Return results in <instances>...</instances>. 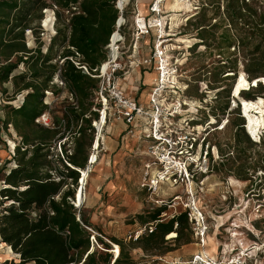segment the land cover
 Listing matches in <instances>:
<instances>
[{"label": "rangeland", "instance_id": "1", "mask_svg": "<svg viewBox=\"0 0 264 264\" xmlns=\"http://www.w3.org/2000/svg\"><path fill=\"white\" fill-rule=\"evenodd\" d=\"M43 1L47 8L33 12L31 29L25 32L26 45L33 51L32 54L38 49H41L42 55L50 54L52 63L59 68L64 62L59 31H67L69 35L67 26L72 15L55 0ZM160 1L157 5L159 14L150 12L157 0H129L123 10L118 7L119 0L112 1L118 10L115 32H119L123 40L114 53L110 44L106 47V62L118 57L120 69L115 74L114 85L128 99L135 100L149 114H153L152 108L148 107L157 79L155 70L158 62L154 54L159 42H163L162 48L168 56L166 72H169L165 79L167 89L161 94L166 101L163 111L170 113L169 105L178 107L175 110L179 113V116L175 115V129L182 134L191 133V137L196 139L192 159L188 161L190 180L176 186L164 182L155 191L143 188L145 165L150 162L148 149L147 152L145 147L132 151L122 144L126 124L118 119L119 109L114 108L111 102L106 112L107 121L99 136L100 111L105 109L101 91L103 87L107 88V83L98 71L93 77L98 80V89H92L94 94L88 101L93 105V118L90 113L86 118H91L94 136L90 148H86L88 159L85 168L89 167L93 146L99 137L101 148L97 151L98 160L91 168L81 206L76 205L81 171L77 186L67 179L64 190L75 191L74 200H69L77 210V221H87L91 225V228L85 227L91 234L92 252H108L116 258L113 251L117 245L114 239H117L122 241L134 264H195L197 255L210 264H264V127L252 135L248 130L249 122L262 126L264 104H239L243 97L240 95L236 99L234 96L245 73L244 55L247 51L244 54L242 48H238L236 38L240 36L237 26L228 19L223 0ZM248 3H255L259 16L264 15V0H250ZM121 19L122 25L117 27ZM159 22L160 28H154ZM200 22L206 26L205 43L195 29ZM144 26L149 34H140L139 28L144 29ZM142 32L145 33V30ZM223 34L229 42L235 41L230 48L222 45ZM55 37L56 45L50 51ZM106 62L103 72L105 66H109ZM76 65H80L78 61ZM113 67L114 64H111L109 71ZM23 73L27 74L25 82L30 81V71L26 65L20 64L9 81L0 84V189L5 187L6 174L17 167L16 149L22 146L20 134L13 125L6 127L5 122L10 118V107L20 105L29 92L20 90L25 82L20 80L16 85L12 79ZM59 75L60 68L49 91L45 92L44 104L48 108L44 114L48 125L36 120L41 127L59 132L50 144L53 177L58 181L59 173L65 171L64 164H67L65 150L73 153L81 128L80 124L69 123L65 116L71 107H78V101ZM247 82L248 89L241 93L256 88L259 83L264 86V78L256 80L254 87L249 80ZM110 88L113 89V82ZM257 90L250 93L256 98L258 95L264 98V89L261 93ZM226 105L228 108L224 111ZM115 112L117 114L114 115ZM187 120L193 121L190 128L185 123ZM145 122L149 123V120L140 123L139 133H143ZM217 145H221L225 156L219 152ZM241 164L245 165L244 173L249 175L250 180L237 176ZM156 171H153L154 175ZM56 199L60 200V196ZM6 206L9 204L0 205V214ZM162 206L166 207L161 216L163 221L181 213L188 214L189 228L185 230L184 240L190 242H177V234L173 232L156 250L145 251L136 245V240L149 234L151 223L142 224L138 217H148ZM190 208L199 212V215L196 214L197 221L190 220ZM102 243L110 245L111 249H106ZM12 260L18 262V256L0 238V264Z\"/></svg>", "mask_w": 264, "mask_h": 264}, {"label": "trees", "instance_id": "2", "mask_svg": "<svg viewBox=\"0 0 264 264\" xmlns=\"http://www.w3.org/2000/svg\"><path fill=\"white\" fill-rule=\"evenodd\" d=\"M55 1L67 11L79 5L77 11L70 12L72 16L67 26L69 35L67 31H59L63 49L61 58L64 59L59 67V78L78 101V107H71L65 116L69 123L81 125L80 138L75 142L73 153L69 154L65 150L66 163L69 165L63 163L65 171L59 173V181L53 177L54 167L50 159V144L59 132L36 123L48 108L44 104L45 92L49 91L59 68L52 63L50 54L42 55L41 49L34 52L37 55L32 54L33 51L26 45L25 35L31 29L33 12H40L47 5L43 0H0V84L7 83L20 64L26 65L30 71V81L25 82L27 74L24 73L12 77L16 85L20 80L25 82L20 90L29 92L20 107H10V118L5 122L6 127L13 125L22 138V146L16 149L17 167L6 174L5 187L0 189V205L9 204L0 214L1 242L10 247L19 260L7 261V264H134L130 254L125 252L122 241L117 239H114L117 245L113 251L116 259L108 252L91 251V234L85 227L91 228V225L87 221H77V210L69 200H74L75 191L64 190L67 179L77 186L80 170L87 165L86 148H90L94 136L91 126L93 105L88 101L94 94L92 89H98V80L92 76L97 75L96 70L108 59L106 47L112 45L110 40L116 30L118 10L113 0ZM223 1L226 2L224 9L228 19L237 26L240 36L236 38L238 48H242L244 54L247 51V55H244V70L248 79L243 72L234 96L236 99L243 97L239 104L263 105V97L258 95L256 98L250 93L254 89L261 93L264 89L262 83L247 92L241 91L248 89L247 80L255 82L253 85L256 86V80L264 78V15L259 16V9L255 3H248L250 0ZM195 29L205 43L206 26L200 22ZM223 36L222 45L230 48L235 44V41L229 42L225 34ZM55 45L56 37L52 39L50 51ZM77 61L79 66H86L89 74L78 68ZM227 108L228 105L224 111ZM88 113L92 115L91 118H86ZM262 127L264 119L262 126L248 124L251 135ZM88 131L92 132L89 134ZM59 140H62L61 136ZM217 147L225 156L221 145ZM244 169L245 165L241 164L237 176L250 180ZM243 174L246 176L243 177ZM57 196H60V200L56 199ZM165 211L166 207L162 206L148 217H138L142 224L156 225L151 234L137 238L136 245H140L141 249L156 250L158 245L166 242L165 237L173 232L177 234V242L184 240L185 230L189 228L188 214L181 213L163 221L161 216ZM66 231L69 235H65ZM189 242L184 240V244ZM102 244L106 249H111L110 245Z\"/></svg>", "mask_w": 264, "mask_h": 264}, {"label": "built area", "instance_id": "3", "mask_svg": "<svg viewBox=\"0 0 264 264\" xmlns=\"http://www.w3.org/2000/svg\"><path fill=\"white\" fill-rule=\"evenodd\" d=\"M159 2V3H158ZM161 1L157 0L152 7L150 8V12L152 14H159L160 8L157 7V5H160ZM55 6V5H54ZM79 9V5H76L71 8L73 12L77 11ZM71 11H68L70 13ZM157 19H154L156 21ZM143 21L146 22L145 19ZM119 23V21H118ZM119 25H117L118 27ZM147 26V25H146ZM144 26L143 28H139V32L142 35L149 34V30L147 27ZM161 23L159 22L158 25L154 26V28H160ZM142 30H145V33L142 32ZM114 35V34H113ZM112 35V37H113ZM121 36V35H120ZM111 37V40H112ZM122 40L123 37L121 36ZM110 40V42H111ZM121 42V41H120ZM119 42V43H120ZM163 42H159V45L156 47L154 54L155 61H157V79L155 80V87L152 91L151 97H150V106L148 108H152L153 114H149L145 107L138 104L135 100L128 99L124 94L120 91L116 85H114V79L115 74L120 69V67L117 65L118 57H115V59L112 62H106L109 63V68L106 70L105 73H103L104 64L96 70L97 72L100 71L101 77L105 78L107 83V88L103 87L102 93H101V99L103 102V105L105 106L104 110L100 111L101 119L103 118V115L105 113L106 115V121H107V109L110 105V102L113 103V107L116 109H119L118 119H121L127 126L128 135H135L139 133L138 128L139 125L141 127V122L149 120V123L145 122V128L143 130V133H139L142 137L141 140L148 143V157L150 159V162H148L145 165V171L143 174V188L147 189L148 191H155L161 184L164 182L171 183L173 185H179V183L184 181L190 180V172H189V162L191 161L192 152L195 147L196 139L191 137V133L182 134L179 133L178 130L175 129V124H177L176 116L179 113L175 110L178 107H174L173 105H169L170 113L166 110L163 111L164 103L166 102L162 98V93L165 92L164 90L167 89L165 83V79L169 72H166L167 67V55H165V49L162 48ZM111 64H114V67L112 71L110 70ZM78 68L83 69L87 74H89L88 69L86 66H79ZM121 66V65H120ZM94 77V76H92ZM113 82V89L111 90L110 85ZM175 88V87H171ZM105 93V95H104ZM24 98L22 99V102L17 107H20L23 103ZM164 100V101H163ZM112 107V108H113ZM117 112L114 113L117 114ZM179 116V115H178ZM148 117V118H147ZM39 122H43L44 124L48 125L46 118V115H41L40 118L37 119ZM191 122L187 120L185 123L190 128ZM194 124V123H193ZM97 149H94L93 146V152L97 153ZM93 155V154H92ZM91 155V157H92ZM90 157V160H91ZM189 161V162H188ZM90 162V161H89ZM188 164V166H187ZM157 171H156V170ZM153 171H156V174L154 175ZM191 216L190 220H198L199 212L196 209L190 208ZM201 216V215H200ZM156 229V225L154 223H151L149 225V234H151ZM204 233L201 235L202 239L204 237ZM65 235H69V232L66 231ZM195 264H210L209 261L204 260V258L201 255H197L194 258Z\"/></svg>", "mask_w": 264, "mask_h": 264}, {"label": "bare ground", "instance_id": "4", "mask_svg": "<svg viewBox=\"0 0 264 264\" xmlns=\"http://www.w3.org/2000/svg\"><path fill=\"white\" fill-rule=\"evenodd\" d=\"M129 2V0H119V3H118V7L121 9V10H123L124 8H125V6H126V4ZM179 6V5H178ZM119 9V10H120ZM122 22H123V19H121L120 21H119V27L122 25ZM114 34L115 35H113V37H112V39H113V41L111 40V42H112V45L110 46V48L112 49V51H113V53L114 52H116V50H117V45H118V43L122 40V38H121V36H120V34H119V32H114ZM110 42V43H111ZM109 68V66L107 65V67L105 66V69H104V72L103 73H105L106 72V70ZM105 121H106V115H105V113H104V115H103V118L101 119V121H100V123L98 124V126H99V136H101L102 135V131H103V128H104V126H105ZM99 145H100V138L98 137L97 138V140L95 141V144H94V149L96 150H98L99 149ZM97 153L96 152H94L93 153V155H92V157H91V160H90V162H89V167L88 168H85V169H81L80 171H81V173H82V175H81V177H82V180L80 181V185H81V187H80V189L78 188L77 189V197H76V205L79 207V206H81L82 205V202H83V198H84V189H85V185L87 184V180H88V178H89V175H90V173H91V168H92V166L93 165H95L96 163H97ZM93 171V170H92ZM93 173V172H92ZM87 187V186H86ZM78 199V200H77Z\"/></svg>", "mask_w": 264, "mask_h": 264}, {"label": "crops", "instance_id": "5", "mask_svg": "<svg viewBox=\"0 0 264 264\" xmlns=\"http://www.w3.org/2000/svg\"><path fill=\"white\" fill-rule=\"evenodd\" d=\"M135 89L137 90L138 87H136ZM124 128H125L126 134L123 137L122 144L128 148H131L132 151H135V149L140 150L141 147H145L146 151L145 150H141V151L147 152L148 143L141 140L142 137L140 136V134L137 133L135 135H128L126 125H124ZM99 148H101V139H100Z\"/></svg>", "mask_w": 264, "mask_h": 264}, {"label": "water", "instance_id": "6", "mask_svg": "<svg viewBox=\"0 0 264 264\" xmlns=\"http://www.w3.org/2000/svg\"><path fill=\"white\" fill-rule=\"evenodd\" d=\"M118 24H119V23H117V25H118ZM254 83H255V82L252 83V87L254 86V85H253ZM115 259H116V258H115ZM113 262H114V261H113Z\"/></svg>", "mask_w": 264, "mask_h": 264}]
</instances>
